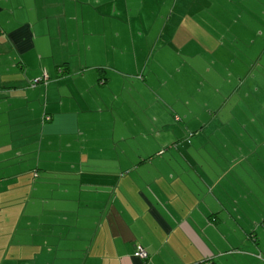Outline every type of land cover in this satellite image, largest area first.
<instances>
[{
    "label": "crops",
    "instance_id": "1",
    "mask_svg": "<svg viewBox=\"0 0 264 264\" xmlns=\"http://www.w3.org/2000/svg\"><path fill=\"white\" fill-rule=\"evenodd\" d=\"M211 1L0 0V264H264V0L174 15ZM169 47L213 74L196 122L166 106Z\"/></svg>",
    "mask_w": 264,
    "mask_h": 264
},
{
    "label": "rangeland",
    "instance_id": "2",
    "mask_svg": "<svg viewBox=\"0 0 264 264\" xmlns=\"http://www.w3.org/2000/svg\"><path fill=\"white\" fill-rule=\"evenodd\" d=\"M162 0H158V2H160ZM166 2H169L171 0H165ZM229 0H219V4H217L218 2H208L205 5H197V6H186V5H182L177 4V5H173L174 8V15H187L188 13L192 14L197 12L199 9L201 8H205L207 9V17H206V22L209 25V27H213L216 24L215 21V15L216 16H224V15H233L236 14L235 11H230L229 14V5H225L228 3ZM158 7H160V4H157V6H151V5H146L144 6L143 9L139 10L136 6H134V13H138V11L140 12V14H152V13H159L158 12ZM156 8V9H155ZM170 8V5H169ZM127 24L129 25H135V22H128ZM135 28V27H133ZM171 46V45H169ZM178 50L176 48L173 47H169V105L166 103L167 108H169V111H178L181 108H183L185 111H189L194 107V113H192L190 115L192 122H196L195 119V112L197 110L200 109H206V108H202L200 106V102L198 100H196V94H197V90L199 88V83L201 82V80L207 76V81L210 79V75H213L212 73L210 75H207L205 70L206 68H203L201 65L197 64L196 62H194V58H189V60H187L186 62L182 63L178 58H179V54H178ZM220 70L224 71V68L221 66L217 71L219 72ZM140 76H142V78H146L148 77L149 80H151L152 82H155L157 78L159 79H163V75L162 72L159 71L158 69H156L154 66H152V64H150L146 71L144 72V69L140 70ZM151 83V82H150ZM153 86V85H151ZM187 89L189 90V92L191 93V97L187 98V96L184 95L183 93V89ZM182 100H178L177 102L175 101V99H181ZM152 102V101H151ZM158 102L159 103H163L162 100H160V98H158ZM256 103L259 102L258 99L255 100ZM153 104V103H152ZM211 109V108H208ZM251 110L255 111V109L250 108ZM174 114V113H171ZM214 115H217V113H214ZM211 120V117L207 116L206 113L201 114V117L199 119V121L201 123H205L207 124L208 121ZM215 121H219L220 124L219 125H214L212 127H219L222 126L224 124V120L220 118H215ZM170 123V127H176V123H174L173 121H169ZM158 131V130H157ZM156 131V134L151 133V135H157L159 134ZM216 131V130H215ZM170 134V133H169ZM206 136L210 135V140L206 141V142H214L212 144H210V146L208 148H206L207 150H210L214 147H218L217 144V139H216V135H213L212 129H207L204 130L203 133H201V135L196 136V137H191L190 135V140H193L194 138V144L193 146L188 145L186 147L183 148V151L185 152L186 156L189 157H204V156H208V154L204 151V149L199 148V146L196 144V142H201V140H206ZM184 138V133H181V136L178 138V140H182L183 141ZM173 141V140H171ZM177 141V140H176ZM173 143H169V147L172 146ZM170 149V150H169ZM162 150V149H161ZM164 150V155H162L165 159H169V157L172 156H177V151L171 148H163ZM151 156L155 157L158 156L160 157V155H157V148L151 149ZM210 154L212 156L215 157H220L219 153L217 151L214 152H210ZM154 168H157L156 165H153ZM202 170V168L200 169ZM264 215V212H262V215L260 217H258V220ZM2 224V223H1ZM0 224V225H1ZM15 231V230H14ZM12 232V230H11ZM263 232L264 230H260V233ZM9 230L6 229V223L4 222L3 227H0V239L4 238L6 240V242L8 241V245H11V238L8 239V234ZM5 245H0V250L4 251ZM14 263V261H12V259H8L7 260V264H12Z\"/></svg>",
    "mask_w": 264,
    "mask_h": 264
},
{
    "label": "built area",
    "instance_id": "3",
    "mask_svg": "<svg viewBox=\"0 0 264 264\" xmlns=\"http://www.w3.org/2000/svg\"><path fill=\"white\" fill-rule=\"evenodd\" d=\"M35 83H39V81H35ZM135 256L138 258H141L142 260H148L149 258V253L147 252V250H145L144 248H139L136 252H135Z\"/></svg>",
    "mask_w": 264,
    "mask_h": 264
},
{
    "label": "trees",
    "instance_id": "4",
    "mask_svg": "<svg viewBox=\"0 0 264 264\" xmlns=\"http://www.w3.org/2000/svg\"><path fill=\"white\" fill-rule=\"evenodd\" d=\"M35 84H37V83H35ZM263 226H264V221H263Z\"/></svg>",
    "mask_w": 264,
    "mask_h": 264
}]
</instances>
